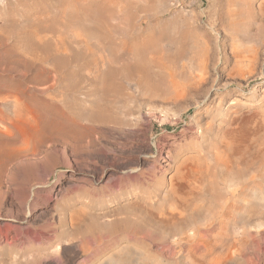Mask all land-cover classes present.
<instances>
[{
    "label": "rangeland",
    "instance_id": "374dc122",
    "mask_svg": "<svg viewBox=\"0 0 264 264\" xmlns=\"http://www.w3.org/2000/svg\"><path fill=\"white\" fill-rule=\"evenodd\" d=\"M120 257L264 264V0H0V264Z\"/></svg>",
    "mask_w": 264,
    "mask_h": 264
},
{
    "label": "bare ground",
    "instance_id": "6f19581e",
    "mask_svg": "<svg viewBox=\"0 0 264 264\" xmlns=\"http://www.w3.org/2000/svg\"><path fill=\"white\" fill-rule=\"evenodd\" d=\"M116 36V35H115ZM118 36V35H117ZM109 38V37H108ZM126 38V37H125ZM121 42V41H120ZM119 45V44H118ZM132 48V47H131ZM170 49V48H169ZM179 49V48H178ZM172 52V51H171ZM177 52V51H176ZM169 53V52H168ZM175 53V52H174ZM152 55V54H151ZM177 56V55H176ZM129 57V56H128ZM179 58V57H178ZM126 62V61H125ZM131 66V65H130ZM117 67V66H116ZM116 71V70H115ZM168 151V150H167ZM138 172V171H137ZM234 185V184H233ZM189 192V191H188ZM177 194V193H176ZM254 196V195H253ZM179 199V198H178ZM181 200V199H180ZM263 200V199H262ZM173 209V208H172ZM156 221V220H155ZM223 221V220H222ZM226 221V220H225ZM258 224V223H257ZM230 225V224H229ZM216 227V226H215ZM193 230V229H192ZM258 231V230H257ZM260 231V230H259ZM173 234V233H172ZM194 235H196V233H194L193 234V236H192V240L195 238V236ZM200 237V236H199ZM215 238V237H214ZM194 241V240H193ZM172 243V242H171ZM182 244V242H180V241H174L173 242V244H172V247H163V249L161 250V251H163V253H162V256H160V259H162L163 258V255H165V254H169V253H171L172 251H177L178 250V254H180V253H182V251H183V249H182V246H183V244ZM192 244V243H191ZM197 244H200V243H197ZM196 244V249L197 248H199V246ZM188 247V246H187ZM184 248H186L185 246H184ZM185 250V249H184ZM191 250V249H190ZM188 251V250H187ZM208 251V250H207ZM229 251H230V249H229ZM184 252V251H183ZM191 252H192V250H191ZM138 253V252H137ZM173 253V252H172ZM185 253H186V251H185ZM226 253V252H225ZM229 253H231V252H229ZM184 253H182V255H183ZM188 254V253H187ZM221 253H219V255H220ZM221 255H224V254H221ZM227 255V254H226ZM216 256V255H215ZM222 257V256H221ZM225 257V256H224ZM224 257H223V259H224ZM234 257V256H233ZM159 258V257H158ZM217 258H219L218 257V255H217V257L216 258H214L215 260L217 259ZM226 258V257H225ZM124 259V258H123ZM121 257L117 260L118 261V263H123V264H129L128 262H127V259L125 260H123ZM129 259V258H128ZM159 259V260H160ZM199 259V258H198ZM130 260V259H129ZM158 259H155L153 262H151V260L149 261V259L147 258V260H146V263H144V264H162L160 261H159ZM220 261H222V259L220 258L219 259ZM145 261V260H144ZM178 261V260H177ZM216 261H218V260H216ZM219 261V262H220ZM130 262V261H129ZM213 262H214V260H213ZM217 263V262H216ZM220 263H222V262H220ZM212 264V263H211ZM215 264V263H214Z\"/></svg>",
    "mask_w": 264,
    "mask_h": 264
}]
</instances>
